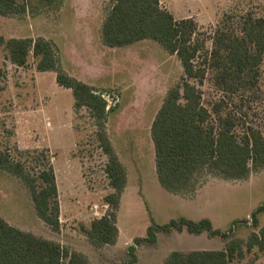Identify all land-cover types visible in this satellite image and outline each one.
<instances>
[{"label":"rangeland","instance_id":"374dc122","mask_svg":"<svg viewBox=\"0 0 264 264\" xmlns=\"http://www.w3.org/2000/svg\"><path fill=\"white\" fill-rule=\"evenodd\" d=\"M17 1L25 5V12L0 15V35L49 39L56 48L59 67L92 85L107 100L108 114L99 124L87 107H74L71 89L56 82L54 70H38L32 53L24 66L16 65L7 47L0 44V152L33 173L52 167L60 226L54 230L41 220L23 180L0 169V215L5 220L83 252L91 264H123L129 258L127 246L136 237H146L152 223L166 224L192 212L210 214L213 227L223 234L209 235V239L217 236L222 247L232 239L246 240L264 226V209H258L264 205V166L243 177L220 176L221 183L210 181L199 190L202 181L219 176L205 168L196 178V190L175 193L178 196H164L149 184L151 161L154 167L151 123L168 89L183 74L176 54L148 38L123 46L104 45L100 22L113 0ZM160 4L177 18L196 19L198 36L205 41L198 61L211 49L210 37L217 26L236 28L244 16L264 17V0H160ZM199 87L205 106L212 109L218 103L222 113L235 115L238 132L252 125L264 135V58L253 92H224L214 85L209 71ZM103 131L120 148L126 147L129 164L141 172L137 173L138 183L119 201V235L117 232L114 243L95 246L80 226L106 212L104 196L113 190L105 171L108 156L99 140ZM182 229H159L154 243L138 244L135 264H164L172 250L215 247L181 234ZM231 264H264V251L256 246L244 250Z\"/></svg>","mask_w":264,"mask_h":264},{"label":"trees","instance_id":"16d2710c","mask_svg":"<svg viewBox=\"0 0 264 264\" xmlns=\"http://www.w3.org/2000/svg\"><path fill=\"white\" fill-rule=\"evenodd\" d=\"M25 5L17 0H0V15L21 14ZM193 16L177 18L160 0H113L102 24V42L110 47L123 46L143 39H153L179 58L183 74L179 83L169 88L151 123L155 168L160 184L174 193H190L198 187L197 177L205 168L219 176L237 178L251 169L264 166V135L258 127L246 125L236 130V117L220 111L217 103L209 109L202 100L199 85L211 72L214 85L224 92L254 91L264 58V17L247 15L236 28L217 26L211 49L204 51L205 41L198 35ZM12 63L24 66L30 53L36 57L40 71L54 70L56 82L71 89L76 109L87 107L99 123L106 121L107 100L94 87L61 69L53 43L44 36L9 37L0 35ZM99 140L108 156L105 171L112 191L104 196L106 212L80 229L95 246L114 243L117 236V210L126 183L125 169L105 132ZM0 169L23 180L30 191L37 216L54 230L60 226L57 187L52 167L30 172L18 160L0 152ZM195 181V186L193 185ZM264 209V205L258 208ZM253 219L256 216L253 213ZM191 233L223 234L208 218L198 220L180 217L166 224L152 223L144 238H135L127 246L129 258L123 264H135V249L143 242L154 243L156 232L163 229ZM225 237V234H224ZM264 251V226L252 231L246 240L232 239L219 249L172 250L164 264H231L244 250L253 247ZM0 264H91L86 254L12 225L0 215Z\"/></svg>","mask_w":264,"mask_h":264},{"label":"crops","instance_id":"0c3cea01","mask_svg":"<svg viewBox=\"0 0 264 264\" xmlns=\"http://www.w3.org/2000/svg\"><path fill=\"white\" fill-rule=\"evenodd\" d=\"M102 21L103 20H101V22H100V39H101V24H102ZM109 140H110V143H111L115 153L117 154L120 162L122 163V165H123V167L125 169L126 184H125V189L123 190L122 195H121V199H120L121 203H122L124 198H125V195L127 193L128 188H130L131 185H133V187L136 185L135 183L138 180L137 179V173L141 172V171H139V169H136V166H134V168H132L131 165L129 164L130 156L129 157L125 156L128 153L125 150L126 147L120 148V146H118L117 143L114 142L112 139H109ZM153 148H154V145H153ZM122 149H124V150H122ZM130 152H132V150H130ZM149 170H150V174L147 177V179L149 178L148 182L152 186L153 190L154 189L158 190V193H161L164 196H173V194L177 195V196L180 195V194H175L174 192H171V191L167 190L166 188H164L160 184V182L158 180V177H157L156 168H155V153H154V167H153V161H151V167H150ZM129 173H130V176H129ZM221 180L222 179H221L220 176L209 177V178H207V179H205L204 181L201 182V184L199 185L198 189L199 190L203 189L206 184L210 183V181H214L215 183H217V181H219L221 183ZM131 183H133V184H131ZM121 203L119 204V208H118V211H117V217L119 215V210H120ZM183 217H185L187 219H192V220H198L200 218H204L205 217V218H208L211 221L210 214H203V213L193 214V212H192V213H189V214H183ZM117 222H118V219H117ZM119 232H120V230L118 229V235H119ZM180 232H182L181 234H187L188 236H190V238L194 239L196 242L197 241L206 240L205 242L214 243L215 247L205 248V249H219V248H222L221 239L219 240V238L217 236H212V239H209L210 236L205 231L201 232V233H191L187 229H182V231H180ZM194 249H196V246L190 247V248H186V250H183V251H190V250H194ZM179 250H181V249H179Z\"/></svg>","mask_w":264,"mask_h":264}]
</instances>
